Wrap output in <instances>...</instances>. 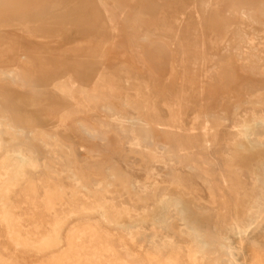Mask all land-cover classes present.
Segmentation results:
<instances>
[{"label":"rangeland","instance_id":"374dc122","mask_svg":"<svg viewBox=\"0 0 264 264\" xmlns=\"http://www.w3.org/2000/svg\"><path fill=\"white\" fill-rule=\"evenodd\" d=\"M196 1L0 0V264L249 260L226 230L264 160L232 146L246 114L264 118V21L244 16L264 0H208L199 20Z\"/></svg>","mask_w":264,"mask_h":264},{"label":"bare ground","instance_id":"6f19581e","mask_svg":"<svg viewBox=\"0 0 264 264\" xmlns=\"http://www.w3.org/2000/svg\"><path fill=\"white\" fill-rule=\"evenodd\" d=\"M99 2H101V0H99ZM209 2L208 0H197L196 1V4L194 5V12L198 20L200 19L203 13V10L205 9V7L207 6ZM260 8L257 13L254 12L255 14L252 13V15L248 13L246 14L244 13L245 18L249 22L250 21L252 22V20L264 21V5L262 6L261 9ZM250 68L252 72L255 71L254 65L250 66ZM2 74L3 75L6 74L8 77L12 78L11 76L12 74L10 72H7V73L3 72ZM13 83L15 84V82ZM17 85L21 87L19 84ZM98 113L101 115L102 118H105V119L107 118L109 122L114 124L115 129L117 130L121 138L125 137L128 133H130L132 137H134V131L132 130L133 127L136 125L134 120L132 119L128 120V118L126 117H121V116L111 114L107 108L106 109L99 108ZM72 124H74V128L76 129V131L79 133L80 136L85 137L88 140L90 139L98 140L101 145L103 144L102 138L98 135L97 132L93 131V129L86 128L78 120H73ZM260 124H264L263 117L257 118L256 116L252 114H246V121L244 122L239 121L235 125L238 131L237 134L240 135L241 138H243L245 141V143H243V141L241 143L240 141L236 140L234 144L232 145L238 154L239 152L237 151V149L240 147L241 151H245L244 149L247 150L248 148L250 149H248L247 151L261 149L264 155V148H263L264 146L255 136L256 128H258ZM7 126H9L8 123L6 124V127ZM242 128H248V130L246 132H242L240 130ZM253 137L255 138L253 139ZM246 145L248 146L247 148H246ZM232 159L233 158H231V160ZM16 165H18L17 161L10 162V166H16ZM251 172L253 176H255V179H256L253 184V188H252L253 196L248 199H243L239 202L240 204L245 205L247 207L248 216L246 217L245 221L242 223L241 227L234 225V227L228 228L226 230V237L230 238L231 240L232 239L236 240V243L240 244L243 247L249 244L250 249H251V253H250L251 255L249 254L250 258L248 257L249 260L246 262V264H264V160L260 161L257 164L256 169L251 170ZM167 209H168V203L163 202L161 206V211L159 215L156 217V221H157L156 223L159 224L163 222L166 216V213H167L166 212ZM179 211L181 213V216L184 217L185 209L179 208ZM128 227L130 228L129 225ZM183 234L186 236V238L189 240V243L191 244L189 258L192 261H194L193 259L195 257V253L198 252V249L200 250L205 247L203 244V241L198 237L196 228L192 224H190L189 227H187V229L183 231ZM160 245L169 246V241L167 239H164ZM155 250L158 251L159 248L158 249L155 248Z\"/></svg>","mask_w":264,"mask_h":264}]
</instances>
